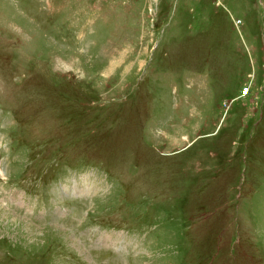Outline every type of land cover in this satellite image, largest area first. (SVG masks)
Here are the masks:
<instances>
[{
  "label": "rangeland",
  "instance_id": "obj_1",
  "mask_svg": "<svg viewBox=\"0 0 264 264\" xmlns=\"http://www.w3.org/2000/svg\"><path fill=\"white\" fill-rule=\"evenodd\" d=\"M0 264H264V0H0Z\"/></svg>",
  "mask_w": 264,
  "mask_h": 264
}]
</instances>
